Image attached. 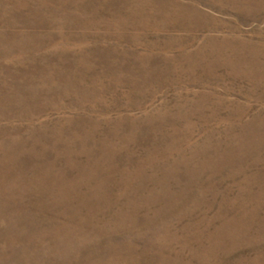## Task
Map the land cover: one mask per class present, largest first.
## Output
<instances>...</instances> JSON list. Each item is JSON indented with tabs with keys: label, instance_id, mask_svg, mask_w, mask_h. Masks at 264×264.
<instances>
[{
	"label": "rangeland",
	"instance_id": "obj_1",
	"mask_svg": "<svg viewBox=\"0 0 264 264\" xmlns=\"http://www.w3.org/2000/svg\"><path fill=\"white\" fill-rule=\"evenodd\" d=\"M0 264H264V0H0Z\"/></svg>",
	"mask_w": 264,
	"mask_h": 264
}]
</instances>
